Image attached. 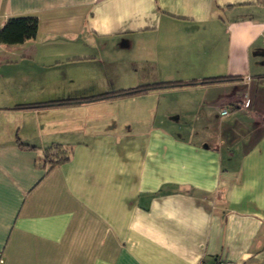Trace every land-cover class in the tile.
Segmentation results:
<instances>
[{
  "label": "crops",
  "instance_id": "0c3cea01",
  "mask_svg": "<svg viewBox=\"0 0 264 264\" xmlns=\"http://www.w3.org/2000/svg\"><path fill=\"white\" fill-rule=\"evenodd\" d=\"M20 17L38 27L0 44L2 264H264V0H0V28ZM215 77L236 80L17 108ZM54 145L72 156L48 170Z\"/></svg>",
  "mask_w": 264,
  "mask_h": 264
},
{
  "label": "trees",
  "instance_id": "16d2710c",
  "mask_svg": "<svg viewBox=\"0 0 264 264\" xmlns=\"http://www.w3.org/2000/svg\"><path fill=\"white\" fill-rule=\"evenodd\" d=\"M38 22L36 18L33 17H20L9 19L2 28H0V44L2 45H19L23 44L26 41L32 40L35 38L37 33ZM236 80L232 77H215L203 79L199 82H174V83H164L157 85H149L136 87L133 89L117 91L109 93L106 95H101L93 97L90 99L74 100V101H62V102H51V103H42V104H33L17 107L19 109H44L56 106H65L72 104H81L85 102H96L104 100H112L117 98L132 97L136 95L145 94L154 90H164V89H178L182 87L195 86L197 84L201 85H212L223 83L226 81ZM21 147H24V144H20ZM72 156V150L60 145H54L47 148L44 151L43 156V168L48 167V170H51L54 167H57L61 164L67 163L70 161Z\"/></svg>",
  "mask_w": 264,
  "mask_h": 264
},
{
  "label": "built area",
  "instance_id": "2783aa9c",
  "mask_svg": "<svg viewBox=\"0 0 264 264\" xmlns=\"http://www.w3.org/2000/svg\"><path fill=\"white\" fill-rule=\"evenodd\" d=\"M237 106L241 110H246L250 106V101L248 99H242V101L239 102L237 104ZM227 114H228V110L227 109H224L221 112V115H223V116H225ZM0 264H2V257H1V255H0ZM197 264H205V263L203 261H199ZM214 264H235V263H232V262H229V261L218 260Z\"/></svg>",
  "mask_w": 264,
  "mask_h": 264
},
{
  "label": "rangeland",
  "instance_id": "374dc122",
  "mask_svg": "<svg viewBox=\"0 0 264 264\" xmlns=\"http://www.w3.org/2000/svg\"><path fill=\"white\" fill-rule=\"evenodd\" d=\"M154 91H156V90H154Z\"/></svg>",
  "mask_w": 264,
  "mask_h": 264
}]
</instances>
